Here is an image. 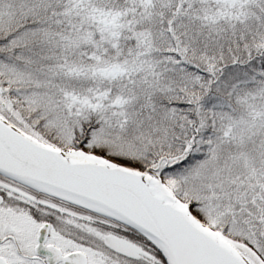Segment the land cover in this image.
Segmentation results:
<instances>
[{
	"label": "snow or ice",
	"instance_id": "6c2138e0",
	"mask_svg": "<svg viewBox=\"0 0 264 264\" xmlns=\"http://www.w3.org/2000/svg\"><path fill=\"white\" fill-rule=\"evenodd\" d=\"M0 264H264V0H0Z\"/></svg>",
	"mask_w": 264,
	"mask_h": 264
}]
</instances>
